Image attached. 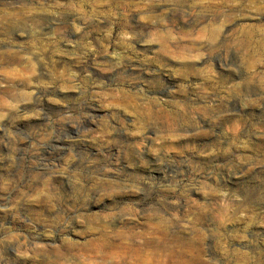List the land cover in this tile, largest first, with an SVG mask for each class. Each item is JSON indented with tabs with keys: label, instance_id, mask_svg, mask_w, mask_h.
<instances>
[{
	"label": "clouds",
	"instance_id": "1",
	"mask_svg": "<svg viewBox=\"0 0 264 264\" xmlns=\"http://www.w3.org/2000/svg\"><path fill=\"white\" fill-rule=\"evenodd\" d=\"M259 51L264 0H0V264H186L200 215L211 264H264Z\"/></svg>",
	"mask_w": 264,
	"mask_h": 264
},
{
	"label": "rangeland",
	"instance_id": "2",
	"mask_svg": "<svg viewBox=\"0 0 264 264\" xmlns=\"http://www.w3.org/2000/svg\"><path fill=\"white\" fill-rule=\"evenodd\" d=\"M133 23H135V22L133 21ZM96 35H97V33H94L93 37H92L94 44H95V36ZM69 38L75 39L76 37H73L71 35V33H69ZM61 47L65 48L68 51L71 50V46L61 45ZM74 63L75 62L70 57H67V56H57L56 57V68L59 71H63L66 67L72 66ZM249 65L250 66H249L248 72L252 75V77L253 78L259 77L262 81H264V51H259V52H257V54L255 56H251L250 61H249ZM79 67H82V66H79ZM79 67H77V70H79ZM215 70L219 71L218 67ZM222 75H225V78L231 79L230 77L227 76L226 73H223ZM48 94H49V96H54L56 99H61V100L64 98L65 95H70L67 93L66 94H57V93H54L52 90H49ZM44 106L45 107L51 106L53 108L61 107V105H59V104L49 105L48 100H45ZM227 119H228V117H225V120H227ZM237 179L244 180L246 178L245 177H238ZM196 199H198V197ZM208 222H209V220H208V217L206 215H200V216H194L191 219V221L189 223H187V225L184 226V227L188 228L189 224L192 226H193V224H195L196 227L198 228L200 234L203 237L201 258L194 261L195 259L193 260V258L190 257L189 259H187L186 264H211L212 258L216 255L215 245H214L213 241L210 238H208L207 232H206V226H207ZM129 223L133 226H138L139 231H141L143 233H146L148 230V227L145 225L142 217H137L136 219L130 221ZM240 223H241V221H237L236 226H238ZM0 225L15 227L14 224L10 223V218L4 216L3 214H0ZM233 227H234V225H229V229H231ZM252 227L257 228L259 226L253 225ZM182 235H183V237L184 236L187 237L188 233L182 232ZM177 236L179 237L180 235H177ZM73 239H75L77 243L83 244L85 242L84 237H79L77 239L74 236ZM154 240L155 239L150 240V241L154 242ZM40 243L41 244H47L48 241L41 240ZM92 243L96 247H101V246L105 245L106 243L115 246V245H119L121 243V238L120 237H113L111 241L93 240ZM23 264H42V262L41 261H35L29 256L28 258L24 259ZM153 264H154V262H153Z\"/></svg>",
	"mask_w": 264,
	"mask_h": 264
},
{
	"label": "bare ground",
	"instance_id": "3",
	"mask_svg": "<svg viewBox=\"0 0 264 264\" xmlns=\"http://www.w3.org/2000/svg\"><path fill=\"white\" fill-rule=\"evenodd\" d=\"M145 225L148 228L150 227L147 224H145ZM185 225H187V224H185ZM191 227L197 228L195 224H193V226L189 224V227L188 228H191ZM145 234H146V236L148 237L149 240H153V239H155V240H157V239H163V235L159 231H151L150 232V231L147 230V232ZM178 235H180V236L179 237L178 236L177 237H173V239H174V241L176 243H181L183 241V238H185V236L183 237L182 233L181 234L179 233ZM202 243H203V237L200 234V237H199V239L197 241V246L194 247V248H190L189 251H188V256L189 257H192L193 260L195 259L194 261H196L197 259H200L201 258V255H202V251H201L202 250Z\"/></svg>",
	"mask_w": 264,
	"mask_h": 264
}]
</instances>
